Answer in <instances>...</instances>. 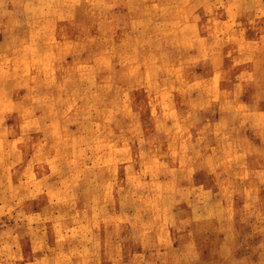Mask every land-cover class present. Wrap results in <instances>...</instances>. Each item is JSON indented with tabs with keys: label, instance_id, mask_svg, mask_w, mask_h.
Listing matches in <instances>:
<instances>
[{
	"label": "rangeland",
	"instance_id": "obj_1",
	"mask_svg": "<svg viewBox=\"0 0 264 264\" xmlns=\"http://www.w3.org/2000/svg\"><path fill=\"white\" fill-rule=\"evenodd\" d=\"M56 1L0 0V264H264V0Z\"/></svg>",
	"mask_w": 264,
	"mask_h": 264
},
{
	"label": "bare ground",
	"instance_id": "obj_2",
	"mask_svg": "<svg viewBox=\"0 0 264 264\" xmlns=\"http://www.w3.org/2000/svg\"><path fill=\"white\" fill-rule=\"evenodd\" d=\"M5 4H8V6H9V3L11 2L12 4H13V6H12V9H15V5H14V3L17 1V0H2ZM67 1V0H66ZM72 1V0H71ZM144 1V0H143ZM53 2H54V0H53ZM57 2V4L55 3V8L56 9H66V7L65 6H68L66 3H65V1L64 0H60V1H56ZM2 3V2H1ZM70 3V2H69ZM109 3V2H108ZM242 3H244V2H242ZM3 4V3H2ZM54 4V3H53ZM73 4V3H72ZM151 4V3H150ZM240 4V3H239ZM1 5V4H0ZM24 5V4H23ZM101 5V4H100ZM11 6V5H10ZM69 6H71L70 4H69ZM238 6V5H237ZM244 6V5H243ZM102 7V6H101ZM104 7V6H103ZM106 7V6H105ZM239 7V6H238ZM30 8V7H29ZM54 8V9H55ZM23 9V8H22ZM50 9V8H49ZM48 9V10H49ZM51 9H53V8H51ZM55 9V10H56ZM167 10V9H166ZM16 11V10H15ZM50 11V10H49ZM48 11V12H49ZM61 11H63V10H61ZM7 12V11H6ZM140 12V11H139ZM145 12V11H144ZM0 13H1V15H2V13H4L5 14V10H4V8L2 7L1 9H0ZM11 13V12H10ZM58 13V12H57ZM143 13V12H142ZM7 14H8V12H7ZM7 14H6V16H7ZM30 14V13H29ZM20 16V15H19ZM30 16V15H29ZM62 16V15H61ZM65 16V15H64ZM142 16V15H141ZM3 17V16H2ZM10 18H11V15L9 16ZM16 18V17H15ZM44 18H45V15H44ZM65 18V17H64ZM63 18V19H64ZM46 19V18H45ZM51 20V19H50ZM140 20V19H139ZM13 21V20H12ZM35 21V20H34ZM135 21V20H134ZM138 21V20H137ZM149 21V20H148ZM27 22V21H26ZM129 22V21H128ZM141 22V21H140ZM12 23V22H11ZM131 24H133V22L132 23H130V25ZM36 25V24H35ZM44 25V24H43ZM95 25V24H94ZM94 25H93V27H94ZM134 25V24H133ZM146 25V24H145ZM138 26V25H137ZM8 27V26H7ZM15 27V26H14ZM85 27V26H84ZM99 27V26H98ZM144 27V26H143ZM152 27V26H151ZM150 27V25H149V28H151ZM8 28H10V27H8ZM12 28V27H11ZM83 28V27H82ZM112 28V27H111ZM145 28V27H144ZM1 29V28H0ZM4 29H6L5 27H4ZM27 29V28H26ZM84 29V28H83ZM142 29V28H141ZM24 30V29H23ZM67 30V29H66ZM85 30V29H84ZM143 30V29H142ZM130 31V30H129ZM136 31H137V29H136ZM82 32V31H81ZM96 32V31H95ZM158 32V31H157ZM179 32V31H178ZM16 33V32H15ZM126 33V32H125ZM135 33V32H134ZM160 33V32H159ZM82 34H83V32H82ZM113 34V33H112ZM140 34V33H139ZM142 34V33H141ZM153 34V33H152ZM26 35V34H25ZM97 35V34H96ZM136 35H138V34H136ZM179 35V34H178ZM13 37H15V36H13ZM142 37V36H141ZM186 37H187V35H186ZM82 38V37H81ZM85 38V37H84ZM88 38V37H87ZM95 38V37H94ZM101 38V37H100ZM137 38V37H136ZM90 39V38H89ZM88 39V40H89ZM112 39V38H111ZM211 39V38H210ZM239 39V38H238ZM14 40V39H13ZM32 40V39H31ZM68 40V39H67ZM192 40V39H191ZM214 40V39H213ZM219 40V39H218ZM220 40H222V39H220ZM229 40V39H228ZM188 41V40H187ZM186 41V42H187ZM217 41V40H216ZM32 42V41H31ZM69 42V41H68ZM73 42V41H72ZM80 42V41H79ZM64 43V42H63ZM207 43V42H206ZM223 43H225V42H223ZM247 43V42H246ZM14 43H11L10 42V46L11 45H13ZM28 44V43H27ZM53 44V43H52ZM69 44V43H68ZM73 44V43H72ZM83 44V43H82ZM81 44V45H82ZM182 44H183V42H182ZM188 44V43H187ZM220 44V43H219ZM61 45H62V43H61ZM70 45V44H69ZM74 45V44H73ZM87 45V44H86ZM85 45V46H86ZM88 45H90V44H88ZM108 45V44H107ZM218 45V44H217ZM8 46V45H7ZM9 46V47H10ZM68 46V45H67ZM247 46V45H246ZM28 47V46H27ZM30 47V46H29ZM139 47V46H138ZM59 48H61V47H59ZM65 48V47H64ZM72 48V47H71ZM160 48V47H159ZM33 49V48H32ZM32 49H30V50H32ZM131 49H133V48H131ZM163 49V48H162ZM165 49V48H164ZM77 50V49H76ZM91 50H92V48H91ZM158 50V49H157ZM208 50V49H207ZM71 51H74V50H71ZM88 51V50H87ZM131 51V50H130ZM26 53L28 52V51H25ZM49 52V51H48ZM94 52V51H93ZM209 52V51H208ZM39 53V52H38ZM53 53V52H52ZM87 53V52H86ZM43 54H44V52H43ZM164 54V53H163ZM48 55H49V53H48ZM53 55V54H52ZM87 55V54H86ZM110 55V54H109ZM162 55V54H161ZM45 56V55H44ZM55 56H56V53H55ZM55 56H54V58H55ZM61 56V55H60ZM164 56H166V55H164ZM187 56V55H186ZM194 57V56H193ZM28 58H29V55H28ZM27 58V59H28ZM37 58V57H36ZM36 58H34L35 60H36ZM47 58V57H46ZM58 58V57H57ZM62 58V57H61ZM126 58V57H125ZM200 58V57H199ZM49 59V58H48ZM47 59V60H48ZM86 59V58H85ZM164 59V58H163ZM23 60V59H22ZM37 60H39V59H37ZM95 60H97V59H95ZM106 60H109V59H106ZM120 60V59H119ZM186 60H188V59H185V61ZM232 60V59H231ZM34 61V60H33ZM84 61V60H83ZM125 61V60H124ZM160 61V60H159ZM184 60H183V62H185ZM1 62H3V61H1ZM40 62V61H39ZM45 63H47L46 62V60L44 61ZM87 62V61H86ZM109 62V61H108ZM198 62V61H197ZM118 63V62H117ZM187 63V62H186ZM236 64L238 63V61L237 62H235ZM29 64V63H28ZM83 64V63H82ZM108 64V63H107ZM131 64H135V63H131ZM137 64V63H136ZM135 64V65H136ZM185 64V63H184ZM26 65L27 64H25L24 65V67H26ZM50 65V64H49ZM57 65V64H56ZM84 65V64H83ZM87 65V64H86ZM127 65V64H126ZM140 65V64H139ZM187 65V64H186ZM233 65H234V63H233ZM3 66V65H2ZM239 66V65H238ZM71 67V66H70ZM162 67V66H161ZM237 67V66H236ZM22 68V67H21ZM50 68H51V66H50ZM131 68V67H130ZM23 69V68H22ZM26 70H27V72H28V69H27V67L25 68ZM122 69V68H121ZM120 69V70H121ZM132 69V68H131ZM151 69V68H150ZM232 69V68H231ZM230 69V70H231ZM236 69V68H235ZM138 70V69H137ZM237 70V69H236ZM5 71V70H4ZM11 71V70H10ZM129 71V70H128ZM131 71V70H130ZM2 72V71H1ZM18 72H19V70H18ZM190 72V71H189ZM237 72V71H236ZM5 73V72H4ZM17 73V72H16ZM24 73V71L22 72V74ZM52 73V72H51ZM79 73H81V72H79ZM78 73V74H79ZM234 73V72H233ZM20 74V73H19ZM21 74V75H22ZM28 74V73H27ZM69 74V73H68ZM138 74H139V70H138ZM6 75H7V73H6ZM12 75V74H11ZM13 75H15V74H13ZM16 75H18V74H16ZM77 75V74H76ZM239 75V74H238ZM19 77H21L20 75H19ZM51 77V76H50ZM215 77V76H214ZM80 78V77H79ZM235 78V77H234ZM50 79V78H49ZM109 79V78H108ZM181 79V78H180ZM215 80H216V77L214 78ZM213 79V80H214ZM221 79V78H220ZM25 80V79H24ZM215 80H214V82H215ZM109 81V80H108ZM146 81H147V79H146ZM150 82V81H149ZM121 83V82H120ZM34 84V83H33ZM168 84V83H167ZM170 84V83H169ZM147 85H148V83H147ZM185 85V84H184ZM188 85V84H187ZM60 86H61V84H60ZM87 86V85H86ZM125 86V85H124ZM151 86V85H150ZM179 85H177V87H178ZM33 87H35V86H33ZM185 87V86H184ZM191 87V86H190ZM224 88V87H223ZM125 89V88H124ZM184 89H186V87L184 88ZM127 90V89H126ZM179 90V89H178ZM52 91H54V90H52ZM182 91V90H181ZM184 91V90H183ZM229 91V90H228ZM34 93H35V90H34ZM53 93V92H52ZM237 93V92H236ZM50 94V93H49ZM96 94H98V93H96ZM231 94V93H230ZM239 94V93H238ZM31 95V94H30ZM158 95V94H157ZM32 96V95H31ZM99 96V95H98ZM159 96H161V95H159ZM166 96V95H165ZM28 97V96H27ZM199 97H200V95H199ZM202 97V96H201ZM99 98H100V96H99ZM158 99V98H157ZM254 99V98H253ZM79 100V99H78ZM89 100V99H88ZM255 100V99H254ZM82 101V100H81ZM101 100H99V102H100ZM156 101V100H155ZM162 101V100H161ZM61 102V101H60ZM96 102V101H95ZM58 103V102H57ZM78 103V102H77ZM82 103V102H81ZM88 103V102H87ZM97 103V102H96ZM95 103V104H96ZM101 103V102H100ZM233 103V102H232ZM59 104V103H58ZM202 104V103H201ZM21 105V104H20ZM29 106V105H28ZM86 106V105H85ZM164 107L165 105H161V107ZM27 107V106H26ZM34 108V107H33ZM42 108V107H41ZM77 108V107H76ZM88 108H90L89 106H88ZM92 108H94V107H92ZM137 108V107H136ZM165 108H166V106H165ZM86 109V108H85ZM108 109H110V108H108ZM201 109V108H200ZM34 110V109H33ZM44 110V109H43ZM76 110V109H75ZM84 110V109H83ZM103 110H104V108H103ZM102 110V111H103ZM192 110V109H191ZM203 110V109H202ZM88 111V110H87ZM95 111V110H94ZM118 111V110H117ZM171 111V110H170ZM169 111V112H170ZM174 111V110H173ZM172 111V112H173ZM182 111V110H181ZM27 111H25V113H26ZM89 112V111H88ZM235 112V111H234ZM91 113V112H90ZM95 114V113H94ZM99 114H101V113H99ZM97 115V114H96ZM79 116V115H78ZM77 116V117H78ZM101 116H102V114H101ZM133 116V115H132ZM115 118V117H114ZM86 121V120H85ZM152 121V120H151ZM116 122V121H115ZM83 123H85V122H83ZM88 124V123H87ZM96 124V123H95ZM150 124V123H149ZM97 125V124H96ZM101 125V124H100ZM85 126V125H84ZM102 126V125H101ZM152 127H153V124H152ZM84 128V127H83ZM149 128H151V127H149ZM75 129V128H74ZM134 129V128H133ZM215 129V128H214ZM73 131V130H72ZM219 132V131H218ZM82 133V132H81ZM80 133V134H81ZM221 133V132H220ZM219 134V133H218ZM81 136V135H80ZM83 136V135H82ZM223 137V136H222ZM221 137V138H222ZM184 139V138H183ZM214 141V140H213ZM185 142V141H184ZM219 143V142H218ZM212 149V148H211ZM210 149V150H211ZM215 151V150H214ZM213 151V152H214ZM212 152V151H211ZM235 155V154H234ZM208 158V157H207ZM220 162V161H219ZM214 167V166H213ZM201 202V201H200Z\"/></svg>",
	"mask_w": 264,
	"mask_h": 264
}]
</instances>
